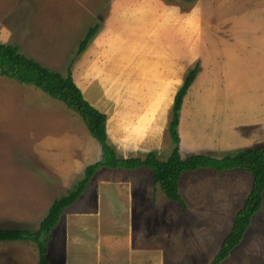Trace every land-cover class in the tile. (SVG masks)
I'll return each instance as SVG.
<instances>
[{
	"label": "rangeland",
	"instance_id": "rangeland-1",
	"mask_svg": "<svg viewBox=\"0 0 264 264\" xmlns=\"http://www.w3.org/2000/svg\"><path fill=\"white\" fill-rule=\"evenodd\" d=\"M35 2L0 0V41L66 75L73 50L95 22L75 38L66 34L58 45L38 43L27 28L20 32ZM137 18L145 23L139 34L134 32L139 43L128 39L120 45L124 58L96 61L99 66L91 68L96 79L81 81L85 98L108 117V143L118 156H170L175 96L198 62L201 71L180 114L182 156L222 158L264 147V0H156L135 13ZM54 50L70 52L49 60ZM101 65L106 66L102 82L110 85L96 77ZM169 73L175 78L168 84ZM152 98L163 106L157 114L148 106ZM131 109L137 115L131 116ZM139 114L149 120L156 114L154 128L145 123L133 131L119 123L130 127ZM127 136L130 140L121 138ZM101 158L102 147L79 114L32 85L0 75V228L36 231L53 201L75 188L86 167ZM104 179H109L102 192L106 208L98 215L97 190ZM251 187V174L240 168L187 172L179 182L183 207L154 184L147 167L101 169L52 233L48 259L50 264H211ZM85 210H93L88 214L97 220L95 227L87 224ZM39 261L33 240L0 242V264ZM221 264H264V201L242 242Z\"/></svg>",
	"mask_w": 264,
	"mask_h": 264
},
{
	"label": "trees",
	"instance_id": "trees-1",
	"mask_svg": "<svg viewBox=\"0 0 264 264\" xmlns=\"http://www.w3.org/2000/svg\"><path fill=\"white\" fill-rule=\"evenodd\" d=\"M189 3L199 0H183ZM100 21L91 25L80 39L77 50L69 63L66 75L22 53L17 45L0 41V75L15 80L22 85H32L51 98L62 101L68 108L79 114L93 138L102 147V158L85 169V176L75 188L53 201L47 214L39 223L36 231L25 228H0V242L33 240L38 247L39 264H50L48 259L49 242L52 233L60 224L66 209L75 204L89 187L90 182L101 169L135 170L147 167L153 171L154 184L172 201L185 207L179 191V182L183 174L199 169L230 171L243 169L252 176V187L244 205L237 211L229 234L225 237L220 251L211 264H221L242 242L253 217L262 209L264 201V147H250L222 158L210 154L198 153L183 157L180 152L178 127L184 99L201 71L198 62L185 78L175 96L172 108V122L169 127L170 138L175 144L170 156L161 160L157 153L150 152L145 159L139 157L122 158L108 143L107 120L105 113L93 106L76 84L71 67L73 62L88 48L90 41L100 29Z\"/></svg>",
	"mask_w": 264,
	"mask_h": 264
},
{
	"label": "crops",
	"instance_id": "crops-1",
	"mask_svg": "<svg viewBox=\"0 0 264 264\" xmlns=\"http://www.w3.org/2000/svg\"><path fill=\"white\" fill-rule=\"evenodd\" d=\"M152 1H156V0H128V1L112 0L111 1L112 3L110 2L109 4L108 1L105 2V0H42V1L39 0V2L33 3V13L31 11V13L28 14V19H25L24 21L20 22L21 24L20 32H22L25 28H27L29 33L32 34L30 35L32 36L31 39L33 41L42 44H48L50 42L52 44L56 43V45H58L59 42H62L63 39L62 37H64L66 34H69L73 38H75L82 30L84 31L88 26H90V24L88 25L90 21H94V22L100 21L101 23L100 29L96 34V36L92 39L91 44H89L91 45L90 48H87L84 53H82L78 58H76L75 65L72 70L73 73L72 75L74 77V80L83 92L82 88L84 87V85L81 81L85 80L88 82L91 79L94 80L96 79V78H92V76L95 75V72H93V70L91 69L92 67L95 68L94 65L99 66V63L96 61L102 59H114V57L124 58L126 54L122 52L120 45L126 43L128 39H134L137 44L139 43V35H138L139 31L145 26V23L142 22L141 20L147 21L148 19L146 20L145 17H141L140 20L139 17L133 20V16L135 13L136 14L141 13V11L147 7L148 3H151ZM128 17H132V18H128ZM128 19H130V21H127ZM151 19H155V18H151ZM9 29L11 31V34H13L14 33L13 28L9 26ZM135 30L138 34L137 33L134 34ZM92 48L94 49L91 51ZM117 49L121 50V52L117 51ZM103 51L106 54H101ZM69 52L70 51L65 50L64 53L61 52L57 53L54 50L53 52L54 54L49 56V60L54 61L59 57L64 59L68 57ZM80 64L84 66L82 71H80V66H79ZM154 64L157 65L161 63H154ZM52 66L53 65H51V67ZM105 68L106 66H102V65L100 66L99 68L100 74L102 72L105 73L104 71ZM80 74L81 75L86 74L87 76L83 79H80V77H78ZM171 75L172 74L169 73L168 77L165 80L168 82V84L170 83V80L175 78L174 77L171 79ZM102 76L103 75L101 74L100 76H96V77H100V81L102 84L110 85V81L108 83L102 82L103 81ZM161 86H163V82H161ZM104 90L106 92L112 91V88L110 89L108 87H104ZM115 90L118 91L121 89H118L117 86ZM138 102L147 103L146 101H140V100H138ZM129 103L132 104L134 103V101H131ZM91 104L96 108H98L97 107L98 105H95L94 103ZM161 105L162 103L160 102L158 103V101H156L155 98H152V100H149L148 102L149 107H154L158 109L156 114L160 112L159 108L163 107ZM136 107H139L138 104L136 105ZM134 112L135 111L131 109L130 115L134 116L135 113L137 115L138 111H136L135 113ZM156 114L155 117L152 118L151 120L148 119V117H150L148 114L147 115L139 114L138 118L132 121L130 127H128L126 123L123 122H119V123H121V125L124 126L125 129L133 128V131H136V129L138 128L140 129V125L149 123L148 125H151L149 130H151L154 128V124L156 123L155 121ZM145 119L150 122L146 121ZM121 138L124 140H130V137L128 136ZM108 182L109 179L102 180L99 186L100 191L97 190L101 202V206L99 207V210L97 208L98 215L100 214L99 211L101 212L106 208V205L105 207L103 206L104 196H102V192L103 189H105V186L107 185ZM92 212L93 210L84 211L85 216L87 217L88 220L90 218V215L88 213H92ZM96 221L89 220L87 224H89L90 227H92L94 226ZM97 228L99 229L102 228V225L99 224ZM120 264H124V263H120Z\"/></svg>",
	"mask_w": 264,
	"mask_h": 264
},
{
	"label": "clouds",
	"instance_id": "clouds-1",
	"mask_svg": "<svg viewBox=\"0 0 264 264\" xmlns=\"http://www.w3.org/2000/svg\"><path fill=\"white\" fill-rule=\"evenodd\" d=\"M89 102H90V101H89ZM90 103H91V102H90ZM68 208H69V207H68ZM68 208H67V209H68ZM67 209H66V210H67ZM61 221H62V220H61Z\"/></svg>",
	"mask_w": 264,
	"mask_h": 264
},
{
	"label": "bare ground",
	"instance_id": "bare-ground-1",
	"mask_svg": "<svg viewBox=\"0 0 264 264\" xmlns=\"http://www.w3.org/2000/svg\"><path fill=\"white\" fill-rule=\"evenodd\" d=\"M141 121V120H140ZM143 122H145V121H143ZM139 124V123H138Z\"/></svg>",
	"mask_w": 264,
	"mask_h": 264
}]
</instances>
